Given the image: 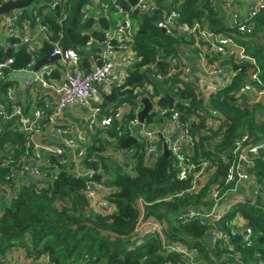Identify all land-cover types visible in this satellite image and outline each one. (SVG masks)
<instances>
[{
    "label": "trees",
    "instance_id": "16d2710c",
    "mask_svg": "<svg viewBox=\"0 0 264 264\" xmlns=\"http://www.w3.org/2000/svg\"><path fill=\"white\" fill-rule=\"evenodd\" d=\"M90 1L67 0L54 7L52 13L43 14V9L50 5L51 0H34L28 7L21 9L16 25L22 26L27 21L34 25L35 17L40 16L42 23L48 25L49 40L42 42L36 51H30L24 46L15 49L0 44V61L11 57L13 61L10 67L18 70L28 66L33 60L49 55L53 42L57 41L62 48L72 47L80 51L91 37L101 40L102 33L94 27L98 25L106 28L109 22L104 17L94 19L84 14L82 8ZM162 1L164 0H158L159 3ZM41 2L42 5L39 4ZM136 2L137 0H120L126 9L133 7ZM63 12L67 15L59 23L56 18ZM181 13L183 20L205 18L212 29L228 30L218 17L212 0H185L181 5ZM132 18L137 23L134 47L138 61L134 69L128 72L124 83L111 88L110 93L103 99L104 105L112 103L114 108L127 102L130 104L129 110L125 111L121 123L114 120L108 128H97L86 149L88 161H85V165L92 167L95 166L94 160L100 161L102 174L96 175V179L105 176L106 181L109 179L107 183L116 189L109 197L115 207L114 211L99 213L94 210L83 192L86 178L76 176L69 170L73 163L67 167L57 156L51 155V166H55L57 172L52 175L49 167L46 178L21 183L14 189L9 203L1 209L0 252L23 247L28 255L35 258L46 256L48 264H81L82 260L86 264H190L178 254L165 252L158 236L134 233L143 211L145 218L153 217L165 221L167 237L196 248L198 256L207 264H227L234 261L233 257H237L243 264H259L264 261V205L260 202L235 204L217 222L220 229L229 232L234 216H242L253 232L250 246L242 244L239 233L230 237L232 249L223 241L210 245L206 233L211 225L176 220L177 213L185 207L201 204L211 185L217 182L222 184L228 163L222 161L220 154L225 153L231 157L235 138L248 134L252 141H257L264 135V120L259 121L256 118L257 109L264 107L259 103L251 107L241 106L230 94L237 91L247 78L251 71L249 62L233 63L237 73L227 86L213 94L208 104L204 103L202 94L195 91L192 83L182 82L180 88L176 85L179 81L176 78L164 88L168 95L163 94L158 100L160 106H167L169 95L178 97L175 107L188 115L198 117V121L193 123V129L199 134L195 157L209 161L208 175L198 192L186 191L189 181L177 178L169 154L159 155L152 164H146L139 141L132 144L130 158L133 161V173L126 172L122 165H116L108 177L110 163L103 154L109 146L115 150H123L119 143L129 133L127 123L134 116L132 108L135 106V95L131 87L134 84H151L154 94H161L160 87L140 67L155 63L157 69H164L166 64L157 61L155 57L158 55L163 58L176 53V45L181 44L179 37L169 36L156 26L158 12L151 15H133ZM253 24L256 31L264 28V11L256 16ZM8 42H19V38L10 36ZM244 43L247 44V52L260 64L264 81V53L256 46H251L248 40ZM58 74L56 71L54 76ZM9 85L11 82L5 79L0 81L2 102ZM209 108L217 109L219 116L211 115ZM106 113L109 114L110 111ZM155 119L162 122L164 115L151 112L146 116L145 123H151ZM215 120L219 122L217 128L207 125ZM15 121V118L9 121L0 119V180L11 172L12 167L19 169L21 165L20 157L27 135ZM206 130L210 134L201 132ZM218 134H221L220 141L213 148L205 149L204 141L213 140ZM93 157L94 160L91 159ZM252 176L264 190V151L255 159ZM181 191L183 193L177 195Z\"/></svg>",
    "mask_w": 264,
    "mask_h": 264
},
{
    "label": "built area",
    "instance_id": "2783aa9c",
    "mask_svg": "<svg viewBox=\"0 0 264 264\" xmlns=\"http://www.w3.org/2000/svg\"><path fill=\"white\" fill-rule=\"evenodd\" d=\"M8 1L0 0V6ZM67 0H51L50 5L43 9V14L52 13L53 8L66 2ZM185 0H137L130 9H126L120 0H91L86 3L82 11L86 16L90 15L94 19L104 17L109 22L108 27L101 28L96 25L94 28L102 33V39L91 37L81 50L72 47L62 48L56 41L49 56L59 55V59L41 66L38 70L33 67L37 60H33L28 66L20 70H34V80H27L25 86L39 84L42 88L55 92L57 99L51 108H46L49 104L45 101V106H36L33 111V119L30 120L23 112V108L16 104L14 88L8 86L3 94L4 102L0 101V119L9 121L15 118L19 128L27 135L24 150L20 157V168L12 167L11 172L5 176V180H0V211L5 204L9 203L14 189L16 178L20 174H27L33 180L46 178L47 168L51 166L50 156H57L67 167L73 163L69 170L76 176L85 177L86 182L83 189L84 195L89 204L99 213L113 212L115 207L110 202V195L115 192V187L108 184L106 177L96 179V175L102 174V164L95 161V166L87 167V147L90 144L75 145L72 134L74 126L61 122L62 112L70 105L78 104L89 107L90 118L88 119V130L95 133L97 128H108L113 121L121 123L125 110L124 104L114 108L111 104L104 105L103 100H99L92 105V101L97 97V87L99 83L113 88L124 83L130 70H133L138 55L134 47V37L137 31V23L132 21L134 10L136 15L159 13L156 26L165 34L179 37L181 44L176 45L177 52L166 57H155L157 61L164 62L165 68L155 67V63L143 65L140 70L146 72L149 78L160 88L161 94H154L151 84H134L131 88L135 95V106L132 108L134 116L128 120L127 135L137 137V142L142 144L141 150L144 154L146 164H152L155 159L164 152L165 144L171 157L173 168L179 180L189 181L187 192H198L204 185L208 175L209 161L195 157L197 133L193 129V123L198 121V117L188 115L182 110H178L175 105L178 97H172V106H160L158 100L161 95L167 94L164 91L171 81L176 78L178 87H182V82L193 84L195 91L202 94L204 103L208 104L214 93L227 86L237 73L233 63L249 62L251 71L237 91L230 94L237 99V102L244 106L247 104L246 96L249 92L255 91L257 102L264 107V81L261 77L262 68L257 59L247 52L246 42L252 36L264 32V28L256 31L253 21L264 11V0H252L247 3L246 13L242 14L235 10V6L241 0H212L216 7L218 17L228 28L227 31H218L211 28L210 23L205 18L194 19L192 21L183 20L181 5ZM40 5L43 2L39 3ZM38 4V5H39ZM31 9V7H29ZM21 9L12 10L10 13L0 14V26L3 34L1 36L19 38V42L6 43L17 49L23 44L31 45L36 37L41 42L49 40L48 25L42 23L41 17L36 16V23L30 25L24 22L22 26H17L16 22ZM67 13L63 12L57 17L60 23L65 19ZM17 27L27 28L28 34H18ZM232 30H235L232 31ZM27 47V46H26ZM93 52V62L86 70L81 69L82 52ZM36 51V50H31ZM12 58L0 61V81L5 79L10 67ZM194 64H193V63ZM192 64L196 70L192 68ZM119 68V72L116 70ZM58 76H54L55 72ZM121 73V74H120ZM217 80V83H214ZM168 95V94H167ZM170 96V95H169ZM148 97L152 102L151 112L164 115V120L159 126L152 128V123H145L138 128V112L143 108L142 98ZM244 103V104H243ZM9 107V108H8ZM110 113H106V111ZM211 115L219 116V111L215 108L208 109ZM184 116V118H182ZM146 118V117H145ZM209 126L217 128L218 120L208 122ZM52 126L60 137L62 144L44 147L32 140L33 133ZM210 134L208 130L201 131ZM126 135V136H127ZM221 139V134L213 140L204 141L205 149L213 148ZM44 151V153H42ZM129 155L132 154V145L126 149ZM261 151H264V135L257 141H252V137L243 134L233 140L231 157L225 153L220 154L223 162H227V170L222 180V184L214 183L209 187L202 203L196 206H187L176 215V220L185 223L197 221L200 225H211L206 235L210 245L223 241L230 245V237L236 233L241 234L242 244L252 245V229L239 214L235 215L230 222V231H225L217 226V222L235 204H255L260 202L264 205V190L261 184L252 176V168L255 159ZM11 161V160H10ZM19 187V186H18ZM183 191L177 195H181ZM169 198V197H168ZM167 198V199H168ZM140 204L142 201L140 200ZM138 218L134 228V233L142 235L150 233L160 239L162 249L167 253L180 255L190 264H207L198 256V251L194 247H189L181 241H174L166 235V223L153 217H143V211ZM227 264H243L237 257ZM43 260H38L36 264H46ZM13 264V263H10ZM259 264H264L260 261Z\"/></svg>",
    "mask_w": 264,
    "mask_h": 264
},
{
    "label": "crops",
    "instance_id": "0c3cea01",
    "mask_svg": "<svg viewBox=\"0 0 264 264\" xmlns=\"http://www.w3.org/2000/svg\"><path fill=\"white\" fill-rule=\"evenodd\" d=\"M252 0H241L236 6L235 10L238 12L244 14L247 11L246 5L248 2ZM16 32L20 34H28L29 30L27 28L17 27ZM248 41L251 43V46L257 47L264 53V32L259 33L258 35L252 36L248 39ZM6 43L8 42V37L3 35L0 38V44L3 46H6ZM42 42L40 41L39 37H36L31 45H26L29 50H37L41 47ZM88 53L82 52V58H81V69L86 70V68H89L93 58V52L91 50L87 51ZM193 63V62H192ZM194 64V63H193ZM192 64V68H194V71L196 70L195 66ZM118 72L120 71L119 68L116 69ZM121 74V73H120ZM35 73L34 70H8L5 76V80L11 82V85L14 88V95L16 96V104H19L23 108V112L30 120L33 119V111L36 106H45L44 102L48 101L49 105L46 108H51L54 106L55 101L57 99V94L55 92H50L49 90L42 88L39 84L35 82V84L26 87L25 82L27 80H34ZM214 83H217V80H214ZM99 83L98 85H100ZM102 89H100V92L97 93V97L94 98L92 101V105L96 104L99 100H103L104 96L108 93H110L111 88L106 87L104 85H101ZM161 88V87H160ZM108 90V91H107ZM247 104H244V107H251L252 104H257V94L255 91H251L246 96ZM124 110L127 112L129 110V103H123ZM109 105V104H108ZM113 106V104L111 103ZM69 108V107H68ZM66 108L60 117L61 122H64L65 124H71L74 126V132L72 134V139L75 141V145L81 146L86 145L91 141V136L93 133L89 132L87 124L88 119L90 118V109L89 107L82 106V110L80 113H72L71 109ZM264 111L263 108L257 109L256 115L259 112ZM32 140L34 142H38L41 146H56L61 145V139L57 135L56 131L52 126H47L45 128H42L41 130L33 133ZM119 152H122V156L124 160L128 159L130 163L132 164L133 161L130 158L131 155L128 154L127 151L118 150ZM44 153V151H42ZM45 154V153H44ZM108 163L109 160H108ZM49 171L52 175H54L57 172V168L55 166H50ZM113 171L112 163H110L109 170ZM108 177H110L108 175ZM26 180H33L30 176L27 174H20L18 175L15 184L16 186H20L21 183L25 182ZM38 260H43L46 262L47 258L45 256H41L39 258H35L33 255H28L25 248L23 247H14L11 250H8L6 252H0V264H36ZM48 262V260H47Z\"/></svg>",
    "mask_w": 264,
    "mask_h": 264
},
{
    "label": "water",
    "instance_id": "95a60500",
    "mask_svg": "<svg viewBox=\"0 0 264 264\" xmlns=\"http://www.w3.org/2000/svg\"><path fill=\"white\" fill-rule=\"evenodd\" d=\"M34 0H19V1H8L6 3H3L0 6V14H4V13H10L12 10H16V9H23L28 7ZM134 15L137 14V10H134L133 12ZM22 46L26 47V44H23ZM59 59V55H54V56H44L40 59H38L33 67V69L36 71L38 70L41 66L52 63L56 60ZM169 98V106H172V102H173V98L171 96H168ZM142 103H143V108L138 112V121H139V125L138 128L142 127V124L145 120V117L150 113V111L152 110V102L150 101V99L148 97H143L142 98ZM137 142V137L135 136H131V135H127L120 143L119 146L120 148L126 150L129 149L131 147V145L133 143ZM163 148H164V152L163 155L164 156H168V150L165 146V144H163Z\"/></svg>",
    "mask_w": 264,
    "mask_h": 264
},
{
    "label": "rangeland",
    "instance_id": "374dc122",
    "mask_svg": "<svg viewBox=\"0 0 264 264\" xmlns=\"http://www.w3.org/2000/svg\"><path fill=\"white\" fill-rule=\"evenodd\" d=\"M132 21H133V23L134 22H136L135 20H134V18H132ZM3 34V32H2V30H1V26H0V38H1V35ZM102 84H100V85H96V87H97V91L98 92H100V89H102V86H101ZM108 91V90H107ZM254 104V103H253ZM252 104V105H253ZM68 109H71V112L74 114V113H80L81 112V110H82V106L81 105H78V104H73V105H70L69 106V108ZM256 118H257V120H259V121H263L264 120V111H262V112H259V113H257V115H256ZM152 124H151V127L152 128H155V127H157V126H159V121H157L156 119L155 120H153L152 122H151ZM104 157L106 158V156H107V160H109V162L110 163H112V168L114 169V167L116 166V165H122L123 166V168H124V170L126 171V172H128V173H133V167L131 166L132 164L130 163V161H128V159H126V160H124L123 158H125L124 156H122V152H119L118 150H115V149H113V147H110L109 146V148H106L105 149V152H104ZM111 171H108L107 173H108V175L109 176H111V174L112 173H110ZM17 179V178H16ZM109 179H107V181H108ZM26 182V181H25ZM139 205V204H138ZM139 207H141V205L139 206ZM45 258H47L46 256H45ZM46 262H47V260H46ZM86 261H83L82 260V262H81V264H86L85 263ZM46 264H48V263H46Z\"/></svg>",
    "mask_w": 264,
    "mask_h": 264
}]
</instances>
